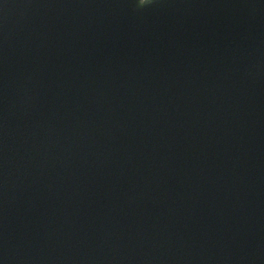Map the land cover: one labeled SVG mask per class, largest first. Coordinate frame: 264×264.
<instances>
[{"label": "water", "instance_id": "water-1", "mask_svg": "<svg viewBox=\"0 0 264 264\" xmlns=\"http://www.w3.org/2000/svg\"><path fill=\"white\" fill-rule=\"evenodd\" d=\"M0 264H264V0H0Z\"/></svg>", "mask_w": 264, "mask_h": 264}, {"label": "clouds", "instance_id": "clouds-1", "mask_svg": "<svg viewBox=\"0 0 264 264\" xmlns=\"http://www.w3.org/2000/svg\"><path fill=\"white\" fill-rule=\"evenodd\" d=\"M152 2V0H137V7L143 8L146 5H149Z\"/></svg>", "mask_w": 264, "mask_h": 264}]
</instances>
